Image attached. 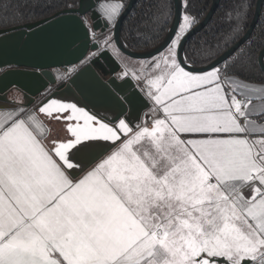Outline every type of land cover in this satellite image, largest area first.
Listing matches in <instances>:
<instances>
[{
    "label": "snow or ice",
    "instance_id": "6c2138e0",
    "mask_svg": "<svg viewBox=\"0 0 264 264\" xmlns=\"http://www.w3.org/2000/svg\"><path fill=\"white\" fill-rule=\"evenodd\" d=\"M193 23L144 66L150 121L55 98L0 106V264H264V84L230 73L231 53L190 70Z\"/></svg>",
    "mask_w": 264,
    "mask_h": 264
},
{
    "label": "water",
    "instance_id": "95a60500",
    "mask_svg": "<svg viewBox=\"0 0 264 264\" xmlns=\"http://www.w3.org/2000/svg\"><path fill=\"white\" fill-rule=\"evenodd\" d=\"M100 1L78 0L76 7L62 9L35 22L0 29V106L23 101L24 106L36 107L48 99L60 98L85 107L106 121L115 120L122 106L120 118H128L133 126L139 124L149 102L129 76L120 77L124 67L103 43L104 34L111 30V40L123 55L151 59L175 37L182 18V0H173L174 14L166 35L146 51L130 49L121 36L122 23L137 0L128 1L112 26L97 11ZM219 2L211 1L203 19L191 27L178 49L179 59L190 70H204L218 64L226 53L232 55L253 32L264 4V0H256L247 30L232 46L205 65H191L184 55L185 45L205 27ZM94 33L99 38L93 37ZM262 53L264 48L257 56L260 69Z\"/></svg>",
    "mask_w": 264,
    "mask_h": 264
},
{
    "label": "trees",
    "instance_id": "16d2710c",
    "mask_svg": "<svg viewBox=\"0 0 264 264\" xmlns=\"http://www.w3.org/2000/svg\"><path fill=\"white\" fill-rule=\"evenodd\" d=\"M125 8L129 0H114ZM212 0H182V16L203 19ZM78 0H0V29L35 22L62 9L76 7ZM256 0H220L205 27L186 43L184 55L194 66L205 65L232 46L247 30ZM174 14L173 0H137L121 27L130 49L146 51L166 35ZM192 25V26H193ZM264 48V4L249 38L228 58L230 73L251 84H264L257 56Z\"/></svg>",
    "mask_w": 264,
    "mask_h": 264
},
{
    "label": "crops",
    "instance_id": "0c3cea01",
    "mask_svg": "<svg viewBox=\"0 0 264 264\" xmlns=\"http://www.w3.org/2000/svg\"><path fill=\"white\" fill-rule=\"evenodd\" d=\"M104 3H119V2L114 1V0H102V1H100L97 4V11L100 13L101 17H102V13L100 11V5L104 4ZM181 20H182V18H181ZM112 25L113 24H110V26H112ZM93 37H98V35L96 33H94ZM104 38H108L109 39L111 46H107V47L110 49V51H112V53L114 54L116 59L124 67V72L120 73V77L122 78L124 76H129L132 79V81L137 85V87L140 89V91L143 94V96L145 97V95H144L145 84H144V80H143L144 66L148 65V64H151V62L154 59H159L161 53L165 52L167 48L165 50H163L160 54H158L157 56H155V57H153L151 59H144V60L132 59V58H129V57L123 55L122 53H120V51L117 50V48L115 47L113 41L111 40L112 39L111 30H108L107 33L104 34ZM137 77H140V78L137 79ZM253 85L256 86V87H259L262 84H253ZM58 100H61L63 102H67V103H72L70 101H64V100H62L60 98ZM254 103L258 104L259 102L258 101H254ZM25 107L33 108L34 104L31 105V106H25ZM150 109H151V103L149 102V106L141 114L139 123H141L142 121H146V120L150 121V119H151ZM45 123H46L48 129H50L51 137H53V138H55V137H63L65 135V129H64V126H63V122H56V121H48V120H46ZM46 143H47V141H46Z\"/></svg>",
    "mask_w": 264,
    "mask_h": 264
},
{
    "label": "rangeland",
    "instance_id": "374dc122",
    "mask_svg": "<svg viewBox=\"0 0 264 264\" xmlns=\"http://www.w3.org/2000/svg\"><path fill=\"white\" fill-rule=\"evenodd\" d=\"M181 23H182V20H181ZM18 100H20V97L18 98Z\"/></svg>",
    "mask_w": 264,
    "mask_h": 264
},
{
    "label": "flooded vegetation",
    "instance_id": "af4514ba",
    "mask_svg": "<svg viewBox=\"0 0 264 264\" xmlns=\"http://www.w3.org/2000/svg\"><path fill=\"white\" fill-rule=\"evenodd\" d=\"M51 16V15H50ZM96 39H97V37H96ZM72 69H74V68H72Z\"/></svg>",
    "mask_w": 264,
    "mask_h": 264
}]
</instances>
